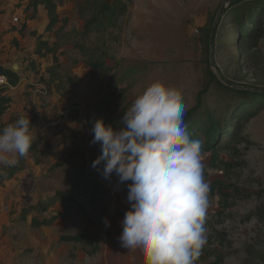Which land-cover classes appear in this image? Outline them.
Here are the masks:
<instances>
[{
	"label": "rangeland",
	"instance_id": "374dc122",
	"mask_svg": "<svg viewBox=\"0 0 264 264\" xmlns=\"http://www.w3.org/2000/svg\"><path fill=\"white\" fill-rule=\"evenodd\" d=\"M85 1L63 2L60 24L43 39L51 53L40 59L32 54L44 30L37 22L34 48L20 58L14 60L8 50L13 42H0L1 64L24 60L30 71L24 105L16 102L0 126L20 112L34 120L25 169L10 179L8 167L0 165V264H101L108 244L120 243L131 182L120 184L115 174L106 179L103 163L92 167L101 155L99 144L90 143L96 120L119 130L125 110L156 81L180 93L186 112L208 83L201 118L213 113L220 119L236 105L235 96L210 84L207 75L203 31L216 22L225 0H107L119 1L123 13L105 32L92 34L84 30L91 15ZM229 7L219 18L218 25L225 18L229 30L220 31L214 64L227 81L264 90V33L243 56ZM81 48L104 60L109 71L90 68ZM260 103L257 114L241 124L238 139L224 138L216 151H203L209 207L206 244L195 264H264V100ZM230 121L226 116L224 126ZM61 137L67 142L51 150ZM82 169L87 177L76 187ZM59 193L78 204L55 199ZM81 234L95 243L59 246L60 238ZM50 255L57 258L48 262Z\"/></svg>",
	"mask_w": 264,
	"mask_h": 264
},
{
	"label": "clouds",
	"instance_id": "9594fccd",
	"mask_svg": "<svg viewBox=\"0 0 264 264\" xmlns=\"http://www.w3.org/2000/svg\"><path fill=\"white\" fill-rule=\"evenodd\" d=\"M186 110L179 92L156 81L125 110L119 130L102 118L91 128L90 143L101 151L92 167L103 163L106 179L115 174L120 184L131 182L119 241L144 264H195L206 244L209 185L202 142L188 133ZM33 129L21 115L0 130V165L13 167L28 156Z\"/></svg>",
	"mask_w": 264,
	"mask_h": 264
},
{
	"label": "trees",
	"instance_id": "16d2710c",
	"mask_svg": "<svg viewBox=\"0 0 264 264\" xmlns=\"http://www.w3.org/2000/svg\"><path fill=\"white\" fill-rule=\"evenodd\" d=\"M62 1L63 0H30L29 7L33 10L32 19L38 14V8L40 6H43L47 12L49 21L44 35L51 34L60 24L58 9L62 4ZM85 2L88 11L91 13L90 17L85 20L84 24L86 34L105 32L109 27L113 26L118 21L124 10V7L119 1H114L112 4H110L107 0H86ZM18 7H21V4H19ZM230 9H233V12L231 14L232 17L229 24L232 25L234 29H237L236 37L239 39V44H242V54L245 56L251 49L252 43L260 39L261 35L264 33V0H241L238 3L231 5L228 10ZM225 21V18L222 19L220 25L217 26L215 31L214 56L217 52L219 38L221 37L220 31L229 30V28L223 26V22ZM212 28L213 23L208 27L207 31H203L206 35L205 44L208 52V60L209 42ZM43 37L44 36L37 37V49L35 52V54L41 58L46 54L51 53V48L46 41H43ZM81 51L83 55L87 57V64L90 68L98 71L99 73L109 71L104 60L102 61L99 58H94L92 53L88 52L86 49L81 48ZM220 74L223 77L221 71ZM207 75L210 78V84L216 82L225 91L235 96L236 105L233 108H230L227 115L220 119H217L213 113H210L207 119L201 118L200 110L203 107V98L206 96L210 88V85L207 83L197 96V105L193 109L186 112L184 122L191 138L198 139L202 142L203 151H216L221 147L224 138H227L230 141L239 138L241 124L257 114L258 110L261 108L260 106H262L260 102L264 100V94L252 91L257 87L236 84L234 81H230V83L240 87V89L224 85L211 70L210 65L207 70ZM0 76H5L8 79L9 85L12 87H16L20 82L19 74L11 69L0 67ZM51 76H53L52 73ZM4 91L0 92V119L6 114L12 104L11 97L4 94ZM247 104H251L248 109L245 107ZM21 115L27 117V115L19 113L16 117L11 118V120H9L6 124L1 125L0 130H2L7 124L13 123ZM226 116L232 121L224 126L223 121ZM30 120L33 125L34 120L31 118ZM67 139V137L59 138L56 141L57 143L55 142L51 147V150H56L60 146L64 145L67 142ZM26 158L27 157H20L19 162L15 166L7 168L8 177L10 179L25 169L27 162ZM82 175L83 176L76 181V187L81 184L84 176L87 177V173H84V169H82ZM55 199H62L73 204H78L72 195L66 193L57 194ZM261 220L264 221V215L261 216ZM93 242L95 243L94 238L83 234L74 237H62L58 240L59 244L72 243L83 245ZM98 250L99 249L97 247L94 248V251Z\"/></svg>",
	"mask_w": 264,
	"mask_h": 264
},
{
	"label": "crops",
	"instance_id": "0c3cea01",
	"mask_svg": "<svg viewBox=\"0 0 264 264\" xmlns=\"http://www.w3.org/2000/svg\"><path fill=\"white\" fill-rule=\"evenodd\" d=\"M63 2H65V0L62 1V4ZM17 3L18 0H0V42L4 45L7 43V40L8 42L10 41L9 45L11 42L14 43L12 49L8 47V50H11L10 52L14 57V60L17 57L20 58L24 53H29L30 50L34 48L35 42L33 40H35V38H31V36L35 34L33 33V31L36 30V22L40 25V27L43 26L44 29L42 33H39V36H44V39L45 36L51 35H44L49 20L47 12L43 6H40L38 8V14L35 18L32 19L33 10L29 7L30 0H20L18 5L21 4V7H19L18 10L16 9V6H18ZM62 4L59 6L58 9L59 16H61L60 10L62 8ZM27 17L29 19L26 21ZM20 23H23L22 29L18 26ZM23 39L24 41H26V46L23 45ZM30 40L32 41L30 44L32 46L31 49L30 45L28 44ZM26 48L28 49L26 50ZM36 49L37 47L34 49V51H32V54L36 59H40L41 57L35 54ZM0 67L11 69L17 72L20 76V82L16 87L7 88L4 91V94L8 95L12 99V104L8 111L11 109V107H14L16 102H19L20 104L24 105L26 100L25 87L28 84L27 78L30 74V71L27 70L28 68L26 62L22 60L20 64L11 65L0 63ZM63 245L67 247L71 245L76 246L78 244H59L60 247ZM115 245L117 246L116 248L114 247V245L108 244V248L106 249L105 253H103L101 259L98 262H100L101 264H144L143 256L139 252H131L128 249L123 248L120 243H115ZM53 256L57 258L56 255L45 256V258H47L48 261V258L50 259ZM92 264H95V261Z\"/></svg>",
	"mask_w": 264,
	"mask_h": 264
},
{
	"label": "water",
	"instance_id": "95a60500",
	"mask_svg": "<svg viewBox=\"0 0 264 264\" xmlns=\"http://www.w3.org/2000/svg\"><path fill=\"white\" fill-rule=\"evenodd\" d=\"M241 0H225L223 5H222V8L220 9V11L218 12V15H217V19H216V22L213 24V28H212V31H211V35H210V42H209V59H210V68L211 70L214 72V74L218 77V79L225 85H227L228 87H232V88H238L240 89V87H237L235 85H233L232 83H230L229 81L225 80L219 70L217 69L216 65L214 64V37H215V31H216V28L219 24V18L220 16L225 12V10L231 6V5H234L238 2H240ZM252 91H255L259 94H264V90H258V89H253Z\"/></svg>",
	"mask_w": 264,
	"mask_h": 264
},
{
	"label": "built area",
	"instance_id": "2783aa9c",
	"mask_svg": "<svg viewBox=\"0 0 264 264\" xmlns=\"http://www.w3.org/2000/svg\"><path fill=\"white\" fill-rule=\"evenodd\" d=\"M10 87L12 86L9 85L8 79L5 76H0V92Z\"/></svg>",
	"mask_w": 264,
	"mask_h": 264
}]
</instances>
